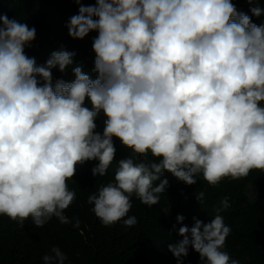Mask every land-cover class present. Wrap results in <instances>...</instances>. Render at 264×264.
<instances>
[{"label":"clouds","instance_id":"1","mask_svg":"<svg viewBox=\"0 0 264 264\" xmlns=\"http://www.w3.org/2000/svg\"><path fill=\"white\" fill-rule=\"evenodd\" d=\"M249 3L254 16L264 15L257 0ZM0 21V215L22 226L28 218L41 228L53 217L71 223L64 213L76 192L67 181L88 160L99 161L94 176L106 175L114 137L160 159L119 160L114 180L89 195L104 226L125 217L124 225L134 226L131 197L157 204L169 185L166 172L188 185L202 175L215 186L264 170V23L232 0L81 4L67 27L79 39L98 32L91 71L63 48L38 66L25 54L36 29L7 15ZM70 66L74 78L54 82L52 70L67 73ZM101 113L102 134L95 122ZM204 196L197 193L200 203ZM220 204L211 222L179 228L183 238L168 244L178 264L190 246L203 264H241L223 250L231 228L220 213L230 207L228 197ZM73 227H80L78 218ZM42 259L68 261L58 246Z\"/></svg>","mask_w":264,"mask_h":264},{"label":"trees","instance_id":"2","mask_svg":"<svg viewBox=\"0 0 264 264\" xmlns=\"http://www.w3.org/2000/svg\"><path fill=\"white\" fill-rule=\"evenodd\" d=\"M232 2L257 25L264 23V15L256 17L251 13L253 5L249 0ZM257 2L264 7V0ZM96 3L97 0H80L79 4L77 0H0V17L7 15L36 29V38L25 46V54L34 57L38 66L44 65L53 51L63 48L76 53L75 64L91 71L96 55L93 41L98 32L91 31L83 39L73 38L67 24L72 16L79 14L81 4ZM71 67L67 73L53 69L54 82L73 79ZM85 106L91 107L87 100ZM105 120L101 113L95 121L96 131L101 134ZM113 140L116 155L106 175L94 176L92 169L99 161L88 160L78 164L75 176L67 181L69 189L76 192V199L64 213L71 223L63 224L53 217L41 228L28 218L22 226L18 220L0 215V264H43V256L53 246L60 247L67 255L66 264H178L168 244L183 238L178 232L180 227H191L196 219L211 222L224 197H228L230 207L220 214L231 233L223 250L241 264H264V170L254 169L239 179L224 178L215 186L202 175L197 183L188 185L166 172L169 185L157 204L149 207L135 195L131 197L133 206L128 215L137 217L134 226L124 225L123 219L127 217L104 226L91 211L94 205L88 203L89 195L100 185L114 180L119 160L132 157L137 162L158 163L160 159L150 153L147 157L135 153L118 137ZM199 192L205 194L202 203L197 199ZM178 215L185 217L183 222L177 220ZM76 218L80 221L79 228L73 227ZM81 230L84 235H80ZM180 259L183 264H203L200 254L191 246L189 254Z\"/></svg>","mask_w":264,"mask_h":264}]
</instances>
